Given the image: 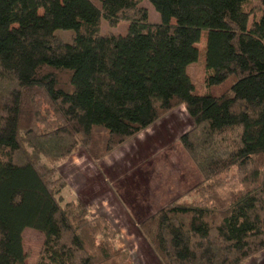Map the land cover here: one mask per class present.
Returning a JSON list of instances; mask_svg holds the SVG:
<instances>
[{"label": "trees", "instance_id": "1", "mask_svg": "<svg viewBox=\"0 0 264 264\" xmlns=\"http://www.w3.org/2000/svg\"><path fill=\"white\" fill-rule=\"evenodd\" d=\"M142 1L0 0V264H28L27 228L43 235L32 264H135L56 168L80 148L100 161L179 106L201 181L141 232L161 264L264 251V0H146L160 22ZM102 19L126 33L100 34Z\"/></svg>", "mask_w": 264, "mask_h": 264}, {"label": "rangeland", "instance_id": "2", "mask_svg": "<svg viewBox=\"0 0 264 264\" xmlns=\"http://www.w3.org/2000/svg\"><path fill=\"white\" fill-rule=\"evenodd\" d=\"M140 6L147 9L151 22H160L159 14L148 1L143 0ZM127 27L126 22L110 26L102 19L100 34L124 35ZM55 34L66 42L70 40L69 31L59 30ZM204 42L203 33L199 47H204ZM187 73L195 91L203 94V62L189 65ZM193 127L191 117L179 106L100 161L91 160L80 148L56 168L66 182L65 198L79 199L90 214L105 217L119 232L116 246L126 250L135 264H161L140 224L201 181L178 141ZM184 178L186 181H181ZM42 243L40 232L30 228L23 231L22 244L29 254L28 264L35 263Z\"/></svg>", "mask_w": 264, "mask_h": 264}, {"label": "crops", "instance_id": "3", "mask_svg": "<svg viewBox=\"0 0 264 264\" xmlns=\"http://www.w3.org/2000/svg\"><path fill=\"white\" fill-rule=\"evenodd\" d=\"M185 109V108H184ZM184 111V110H183ZM168 115H170V113L168 114ZM167 116V115H166ZM165 116V117H166ZM165 117H164V119H165ZM186 133V132H185ZM144 163V162H143ZM180 180H178V182H179ZM181 181H186L185 180V178L182 180L181 179ZM188 184V183H187ZM186 190V189H185ZM245 264H264V251L263 252H261V253H259V254H257V255H255V256H253V257H251V258H249V259H247L246 261H245Z\"/></svg>", "mask_w": 264, "mask_h": 264}]
</instances>
